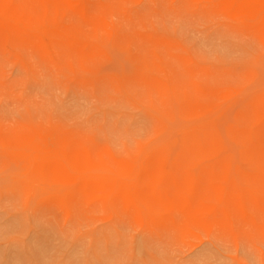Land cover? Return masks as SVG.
Returning <instances> with one entry per match:
<instances>
[{
    "label": "rangeland",
    "instance_id": "rangeland-1",
    "mask_svg": "<svg viewBox=\"0 0 264 264\" xmlns=\"http://www.w3.org/2000/svg\"><path fill=\"white\" fill-rule=\"evenodd\" d=\"M85 3L92 10L83 19L87 28L104 23L111 40L81 39L89 46L78 52L82 43L72 45L65 56L73 61L93 57L103 71L84 80L67 73L63 63L45 70L27 64L21 70L14 55L0 52V134L35 140L34 147L45 137L64 138L69 148L122 160L165 139L179 141L199 125L202 115L190 111L194 99L230 94L214 114L224 118L221 130L236 154L232 169L240 181L236 172L243 163L226 133L246 103L264 96V52L250 44L259 41L204 2L187 8L156 0ZM141 55H149L155 66L163 60L149 74L169 82L170 89L154 100L150 86L133 78L142 72ZM14 140L10 159L0 146V264H264L259 221L244 232L230 230L223 241L200 231H139L92 209L65 217L40 206L36 197L29 201L23 188L34 155ZM48 149L55 152L57 144Z\"/></svg>",
    "mask_w": 264,
    "mask_h": 264
},
{
    "label": "bare ground",
    "instance_id": "bare-ground-1",
    "mask_svg": "<svg viewBox=\"0 0 264 264\" xmlns=\"http://www.w3.org/2000/svg\"><path fill=\"white\" fill-rule=\"evenodd\" d=\"M85 1L0 0V52L14 55L21 70L27 64L45 70L63 63L67 73L84 80L99 75L103 68L93 57L73 61L65 56L66 48L72 45L82 43L78 52L89 46L81 39L111 40L108 25L98 22L87 28L83 19L92 10ZM156 2L161 6L179 3L182 8L198 2L214 5L217 12L228 15L258 40V45L249 43L259 53L264 52V0ZM139 60L142 72L133 78L150 86L149 98L154 100L170 89L169 82L152 80L149 74L163 60L157 66L151 64L149 55H141ZM120 85L126 87L127 82ZM227 96L230 94L194 99L190 111L202 115L199 125L184 131L179 141L165 139L147 153L122 160L69 148L64 138L55 141L45 137L34 147L35 140H14L0 134V146L6 159L13 155V140L30 147L34 160L28 164L23 191L29 201L36 197L40 206L59 215L82 216L92 209L132 223L139 231H200L228 241L230 230L244 232L252 221H259L264 232V96L246 103L227 128L226 135L236 143L243 163L236 172L241 182L233 175L236 154L221 130L224 118L214 114ZM53 144L57 150L50 152ZM63 185L67 187L62 191ZM19 192L22 194L21 189Z\"/></svg>",
    "mask_w": 264,
    "mask_h": 264
}]
</instances>
